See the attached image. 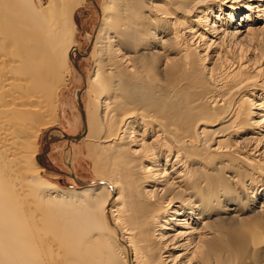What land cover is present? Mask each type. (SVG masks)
I'll return each mask as SVG.
<instances>
[{"label": "bare ground", "instance_id": "bare-ground-1", "mask_svg": "<svg viewBox=\"0 0 264 264\" xmlns=\"http://www.w3.org/2000/svg\"><path fill=\"white\" fill-rule=\"evenodd\" d=\"M86 3L0 0V264H264V0H100L78 77ZM82 78L62 188L37 141Z\"/></svg>", "mask_w": 264, "mask_h": 264}, {"label": "rangeland", "instance_id": "rangeland-1", "mask_svg": "<svg viewBox=\"0 0 264 264\" xmlns=\"http://www.w3.org/2000/svg\"><path fill=\"white\" fill-rule=\"evenodd\" d=\"M99 4L100 0H87L86 5L76 14L81 32L79 49L75 51L74 56V70L78 77H81L79 71L83 74L88 71V57L100 22ZM62 93V100L65 102V110H61L60 113L62 120L52 130H42L37 141L36 161L41 168L40 176L44 180H49L62 188L79 187L93 179L90 171L91 162L85 157L84 145L81 138H78L84 134V124L76 125L75 120L78 115L84 116L81 110L83 111L86 102L85 79L72 80L63 86Z\"/></svg>", "mask_w": 264, "mask_h": 264}]
</instances>
